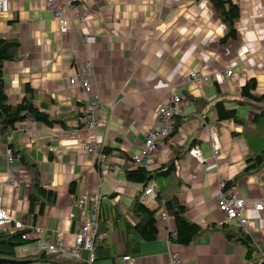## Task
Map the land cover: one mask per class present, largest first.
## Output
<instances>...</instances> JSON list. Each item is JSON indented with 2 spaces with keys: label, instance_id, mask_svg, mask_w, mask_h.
<instances>
[{
  "label": "crops",
  "instance_id": "obj_1",
  "mask_svg": "<svg viewBox=\"0 0 264 264\" xmlns=\"http://www.w3.org/2000/svg\"><path fill=\"white\" fill-rule=\"evenodd\" d=\"M232 2L239 10L236 38L220 45L224 27L208 0H76L75 11L84 10L87 18L81 24H70L65 35L58 34L57 22L43 10L40 0H7L8 11L0 14V39H16L21 56L2 67L8 102L19 103L22 87L28 84L36 92L34 107L49 116L91 112L96 119L93 130H78L75 136L69 135L77 126L75 120L66 124L67 130L27 121L15 125L9 139L13 150L22 151L36 165L42 187L56 192L54 205L44 206L33 226L27 215V173L16 161L7 164L9 151L0 142V208L11 223L20 222L29 229L28 244L16 249L18 257L53 255L38 249V243L69 252L77 227L94 213L89 199L82 209H74L73 202L97 191L100 207L95 220L104 238L94 243V250L107 248L119 256L113 264H169L171 255L181 264H256L260 258L246 259L243 248L225 241L215 230L187 246L168 245L166 234L173 223L168 215L167 221L160 220L164 208L155 216L157 239L141 242L137 254L121 255L127 238L124 222L134 223L128 207L141 188L138 182L126 179L121 157L138 151L154 122L155 109L171 95L181 99L175 119L178 128L169 145L159 141L150 168L163 165L172 149L185 151L191 145L203 162L199 164L185 153L176 161L175 172L179 186L174 192L184 207L185 219L201 228L236 224L217 212L215 197L218 183L242 171L249 153L242 139L231 136L239 134L240 127L231 121L217 122L212 105L223 101L226 109H235L249 125L252 107L233 101L240 100L239 89L250 79L255 83L254 95L264 92V20L261 0ZM84 59L92 65L90 93L68 83ZM225 69H230L231 77H218ZM192 71L216 78L201 86L185 85L182 80ZM93 96L102 102L91 109ZM238 106L244 107L243 115ZM211 141H217L215 158ZM89 144L111 150L109 155L103 154V163L83 149ZM70 183H74L72 195L68 193ZM231 188L244 199V216L251 221L249 231L243 232L253 247L264 250V211L251 208L253 202L264 201V168L242 176ZM147 189L155 195V182ZM141 197L151 202L149 208L155 207L149 195ZM79 256L69 263L85 264V252ZM91 264L112 263L103 258Z\"/></svg>",
  "mask_w": 264,
  "mask_h": 264
},
{
  "label": "trees",
  "instance_id": "obj_2",
  "mask_svg": "<svg viewBox=\"0 0 264 264\" xmlns=\"http://www.w3.org/2000/svg\"><path fill=\"white\" fill-rule=\"evenodd\" d=\"M216 18L224 27V34L219 40L220 45H225L236 38L235 24L239 20L238 7L232 0H208ZM21 60L19 55V43L16 39H0V142L6 146L9 155L25 170L29 179L27 193V215L31 216L32 226L37 214H40L44 206L54 205L56 192L46 189L39 183L38 169L22 151L13 150L10 138L14 132V127L22 122L39 123L51 128L54 125L67 130V123L76 120L81 113H60L49 116L47 113L34 107L33 102L36 92L25 84L22 87V98L19 103L10 104L4 91L2 79V67L4 63H15ZM255 83L252 79L246 81L239 89L240 100H234L239 105H249L252 107L249 125L236 114L235 109H226L223 101H217L212 105L217 122L231 121L240 127L239 134L231 133L234 138H240L244 142L249 156L245 159V166L242 171L231 180L224 182L225 188L232 187L234 183L245 175H253L264 168V92L256 96L253 94ZM74 107H77L75 105ZM173 119L169 138H172L178 128V122ZM191 145L185 151L171 150V157L157 168L125 169L124 175L130 181L138 182L141 186L140 192L131 200L128 213L133 218L134 223L124 222V230L127 234L124 243V251L121 255L137 254L141 242H153L157 239L159 230L156 224V212L164 208V212L171 218L173 227L166 234L168 245L187 246L198 236L205 232L214 230L222 235L227 242L236 244L244 249V257L250 259L252 256L260 258L257 262L264 264V250L259 251L252 246L250 238L242 231L237 224H221L218 227L209 225L201 228L198 225L187 221L184 217V207L179 203L177 194L174 192L179 186V181L175 177L176 161L191 149ZM104 155H109L111 150L100 149ZM108 152V154H107ZM121 157V155H119ZM126 159L125 157H121ZM155 182L156 193L153 198L155 207L153 209L146 206L141 197L148 188V184ZM74 183L68 185V193L74 194ZM74 211V210H73ZM73 215V212H72ZM29 229L21 228L10 230L0 228V264H28V263H51L70 264L68 261L59 258V255H45L37 253L32 257H18L16 249L28 244L27 238ZM101 241L97 240L96 242ZM94 260L109 258L111 263L119 256H116L107 248H97L93 250ZM256 262V264H258Z\"/></svg>",
  "mask_w": 264,
  "mask_h": 264
},
{
  "label": "built area",
  "instance_id": "obj_3",
  "mask_svg": "<svg viewBox=\"0 0 264 264\" xmlns=\"http://www.w3.org/2000/svg\"><path fill=\"white\" fill-rule=\"evenodd\" d=\"M76 0H40L42 8L45 12L52 15L53 19L57 22V32L60 35L68 33L69 25H78L83 23L87 18V13L84 10L75 11L74 3ZM261 8L263 12L264 20V0H261ZM8 11L7 0H0V14ZM67 13L69 18L65 15ZM221 74V75H220ZM221 78H230V69H225L217 75ZM92 65L88 59L81 60L78 64L76 74L69 78L68 83L70 85L77 84L81 91L84 93H90L92 90ZM216 78L207 77L201 75L197 71L190 72L185 76L182 82L185 85H205L211 82V79ZM101 99L97 96H93L90 102L91 109L98 107L101 104ZM181 99L178 95H171L166 103L158 106L154 112V122L148 129L144 141L138 151L134 154H130L123 162L125 169H135L138 167L149 168L153 164L158 149L159 141H164L165 144L169 145L171 138L168 137L173 125V119L178 116L180 112ZM77 125L73 130L69 131L70 136H75L78 130H93L96 126V119L92 113L81 114L76 120ZM214 141L210 142V149L212 156L215 158L218 156V150L214 147ZM87 153L93 154L96 157L98 163H103L104 157L100 151V148L96 144L85 145L83 148ZM188 155L194 158L199 164L203 162L197 149H190ZM14 160L9 154L6 157L7 164L12 163ZM10 185L12 180H8ZM153 199L154 193L151 189H146L143 192V196H148ZM87 199L91 201L92 209L94 213L91 215L90 220L83 221L76 229L74 234V245L69 252H60L53 245L38 243L37 247L40 250H44L47 254H58L63 260L72 262L80 259V252L84 251L86 257L84 259L85 264H91L94 261V243L97 239L102 240L103 235L98 233V222L95 220V213L98 212L100 207V198L97 191H94L92 195L77 197L73 202L74 209H82L86 206ZM215 204L217 212L227 221H234L238 226L241 227L242 231L247 233L249 231V225L251 221L246 219L244 211L246 209L244 199L237 196L231 187L225 188L223 181L218 183V192L215 197ZM252 211L260 212L264 211V201H256L252 203ZM72 217V213L68 215ZM167 214L162 212L160 215L161 221H167ZM10 227V229L17 230L22 228L20 222L11 223L6 212L0 208V228ZM37 234L38 231H36ZM128 260V258H123ZM169 264H181L180 261L174 256L169 257ZM261 264V263H258Z\"/></svg>",
  "mask_w": 264,
  "mask_h": 264
},
{
  "label": "rangeland",
  "instance_id": "obj_4",
  "mask_svg": "<svg viewBox=\"0 0 264 264\" xmlns=\"http://www.w3.org/2000/svg\"><path fill=\"white\" fill-rule=\"evenodd\" d=\"M242 108H244V107H237V109H238V113L240 114V115H243L244 113H242ZM214 144L215 145H217V141H214ZM148 207L149 206H151V202L149 201V200H146L145 202H144ZM100 234V233H99ZM101 235H103V234H101ZM97 240H99V239H97ZM143 245V244H142Z\"/></svg>",
  "mask_w": 264,
  "mask_h": 264
},
{
  "label": "bare ground",
  "instance_id": "obj_5",
  "mask_svg": "<svg viewBox=\"0 0 264 264\" xmlns=\"http://www.w3.org/2000/svg\"><path fill=\"white\" fill-rule=\"evenodd\" d=\"M41 251H43V252H44V250H41Z\"/></svg>",
  "mask_w": 264,
  "mask_h": 264
}]
</instances>
